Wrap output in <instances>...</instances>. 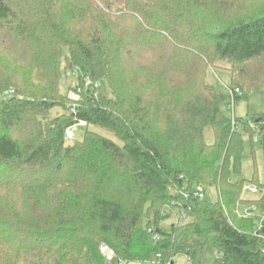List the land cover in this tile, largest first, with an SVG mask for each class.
I'll use <instances>...</instances> for the list:
<instances>
[{"label":"trees","instance_id":"trees-1","mask_svg":"<svg viewBox=\"0 0 264 264\" xmlns=\"http://www.w3.org/2000/svg\"><path fill=\"white\" fill-rule=\"evenodd\" d=\"M219 61L234 99L264 93V0H0V264H139L161 248L264 264V182L257 167L232 177L241 129L264 152V113L225 112L228 93L209 81ZM70 68L75 90L89 78L110 93L84 88L72 107ZM79 123L82 139L69 138ZM168 205L193 219L163 230Z\"/></svg>","mask_w":264,"mask_h":264},{"label":"rangeland","instance_id":"rangeland-1","mask_svg":"<svg viewBox=\"0 0 264 264\" xmlns=\"http://www.w3.org/2000/svg\"><path fill=\"white\" fill-rule=\"evenodd\" d=\"M65 53H68L65 50ZM218 67H211L209 81L218 83L223 86L225 91L228 93V100L230 105L225 107V112L230 116H235L246 120L248 117L264 113V93L261 92H251L248 95H242L239 98L234 100V104L232 103V89L229 88L227 84L228 76H229V65L225 61L217 62ZM68 68V64H65V69ZM77 68H70L63 72V77L61 80V92L65 95H68L69 98L73 99L72 107L76 106L77 102L80 99L81 91L87 87H95L96 93L100 94H109L110 90L104 81H92L87 78L84 82L85 85L82 88H78L77 90L74 87L78 84L79 74ZM64 112L62 108L53 109L48 118H52L54 116L60 115ZM87 125L86 123H79L73 125L69 131V138H77L82 139L85 129ZM89 130L105 135L109 138L117 140L116 135L113 131L109 129H105L97 126H90ZM243 141H244V157L242 161V170L239 174H233L234 180L241 179H251L253 177L255 167L259 172V176L262 182H264V152L262 150L259 139L253 142V138L251 137L248 131L241 129ZM256 137V136H255ZM208 139L211 140V135H208ZM205 198L209 201H215L218 198L217 190L214 187H207L204 191ZM260 196L259 188H255V186L248 185L247 190L245 191V198H258ZM250 207L241 208L240 211L244 212ZM245 212V213H247ZM193 211L190 209H186L181 211L177 206H166L165 213L162 215L160 219V227L163 230L168 231L174 223L179 221L188 222L193 219ZM107 251V250H106ZM109 256L112 257L111 251H107ZM159 253L161 254V259H158L156 254L153 253L151 259L146 262H141L139 264H193L192 261L185 254H177L176 256H172L171 252L168 249L161 248ZM215 255V251L210 249L207 253L208 260L212 259Z\"/></svg>","mask_w":264,"mask_h":264},{"label":"built area","instance_id":"built-area-1","mask_svg":"<svg viewBox=\"0 0 264 264\" xmlns=\"http://www.w3.org/2000/svg\"><path fill=\"white\" fill-rule=\"evenodd\" d=\"M231 94H232V96H231V98H232V103L234 104V100H235L234 97H235V94H242V91H241L239 88H236V90H235V91H232ZM235 123H236L235 120H233V124H235ZM196 195L204 196V191L202 190L201 187H199V188H198V191H196ZM154 238H155L156 240H158L160 237H159V235L156 234V235L154 236ZM103 249L106 250V247L104 246ZM157 258H158V259H161V254H157Z\"/></svg>","mask_w":264,"mask_h":264}]
</instances>
